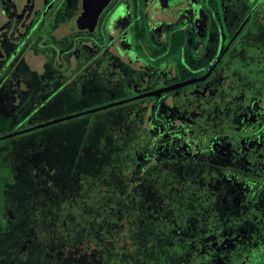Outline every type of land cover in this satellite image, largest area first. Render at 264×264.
Here are the masks:
<instances>
[{
  "label": "flooded vegetation",
  "instance_id": "1",
  "mask_svg": "<svg viewBox=\"0 0 264 264\" xmlns=\"http://www.w3.org/2000/svg\"><path fill=\"white\" fill-rule=\"evenodd\" d=\"M192 58L199 59L203 69L185 76L187 60ZM254 67L262 82L261 98L251 103L237 100L235 97L249 93L248 79ZM206 75L188 84L191 87L186 91L181 89L188 85L128 102L143 100L135 105V111L154 114L149 117L152 132L157 127L155 120L164 117L172 122L176 118L174 113L172 119L167 115L175 112V107L166 99H177L178 94L183 101L187 96H201L206 102L202 103L203 112H211L217 104L230 112L227 119L219 121L205 116L210 124L195 117L189 124L187 120L178 125L179 130L183 128L179 133L159 138L166 135L158 132L150 141L187 137L192 155L185 151L183 164L188 158L199 163L210 159L216 164L206 171L213 173L211 176H222L230 183L231 177L242 175L247 200L255 189L264 197L260 190L264 185V0H0V125L21 119L22 113H30L22 115L24 120L30 119L47 105L44 99L52 102L74 81L88 76L102 80L96 90L145 85L135 97ZM150 84L155 86L148 87ZM219 123L240 127L242 137H212L207 152L209 147L202 146L201 126ZM0 155L6 158V153ZM155 156L156 152L144 156L146 164ZM4 167L9 175L14 174V168ZM18 184L0 183V202H25L15 194ZM220 240L222 244L233 241L223 264H264V239L259 243L249 240L243 250L233 238ZM217 241L211 236L202 246L203 258L198 264H215L211 253Z\"/></svg>",
  "mask_w": 264,
  "mask_h": 264
},
{
  "label": "rangeland",
  "instance_id": "2",
  "mask_svg": "<svg viewBox=\"0 0 264 264\" xmlns=\"http://www.w3.org/2000/svg\"><path fill=\"white\" fill-rule=\"evenodd\" d=\"M187 62L189 63V72L185 76H190L191 73L198 74L200 69H203L199 59L192 58ZM195 68L196 71H194ZM180 78L183 79L184 75L182 74ZM100 85H102V80L97 77L89 78L88 76L87 79L74 81L72 86L62 90L61 94L59 93L52 99V102L50 99L47 101L44 99L43 102L47 105L32 113L30 119L28 117L24 120L25 116H22L24 114L28 116L30 113H22L21 119H15L14 122L0 125V137L18 131L21 127H33L67 115H74L111 102L130 98L139 94L142 88L145 87L141 84L137 85L139 89L124 87L112 91L96 90ZM149 86L154 87L155 85L151 86L150 84ZM189 87L191 85L183 87L181 90L186 91ZM179 95H177V99L171 97L166 99L167 104L175 107V112H168L167 115L172 119L174 113L176 118L173 116L172 122L164 117H161L163 120H155L154 123H157V127L154 128L153 132L150 130L152 122H150L149 117H154V114L152 112L135 111L137 108L135 105L143 101L138 99L1 139L0 154L6 153V158L4 159L0 155V177L2 174L8 173L7 167H4L5 172L2 170L1 163L14 168L11 170L14 174H10V176L14 179L13 183H19L15 194H19L21 199L25 201L23 203H12L11 206L22 210L24 206L27 208L28 204L33 203L66 202L65 198L67 196L69 198L76 196L78 199H84L87 190L79 188L78 183H107L109 175L113 171L114 173L117 172L118 163L116 160L119 159V162H123L134 154L133 152H138L142 166H140L141 164L138 165L137 174L140 171L142 176L150 170H152V173H156V166H158L157 171L161 173L164 167L183 164L186 158L184 152L188 151L189 155H192V152H189L191 139L182 137L174 140L175 137H172L171 141L163 142L158 141L157 138L153 142L150 141L151 135L160 132L158 135L164 134L166 136L161 135L158 136L159 138L169 137L183 129L179 130L177 126L184 121L188 120L187 124H189V122L194 121L195 117L199 116L204 119L205 124H210L205 120V116L211 121H219L227 119V116H230L231 113L226 112L223 108L221 109L218 104L211 112H203L202 103L206 102L201 100V96H187V100L183 101L182 95ZM216 98L219 100L221 97ZM128 108H130L129 112L126 111ZM15 116L17 117V114ZM155 152L156 158L150 165L145 166L144 156H146L145 158L150 157V154H155ZM249 177L250 180L256 179L255 176ZM211 178L216 183L223 177L219 178L217 175L211 176ZM231 179L230 183L237 184L236 189H243L245 182L242 175L231 177ZM129 181L130 183H146L141 180L135 182V178L133 180L131 178ZM260 190L264 191V185ZM111 199L110 196L106 197L108 202ZM263 199L262 196V202ZM104 215L96 214V219L100 220ZM37 219L40 222L41 219ZM29 223L37 224L35 228H32V231L37 230V234L52 233L49 229L46 231L41 230L43 226L41 222L31 220ZM58 224H61L64 229L70 228V231H63L64 234H68L69 231V236L64 240L66 253L63 258L70 256L72 260L77 262H94L100 259L94 249H98L101 243L98 244L97 239L92 240L90 237L92 234L88 231L89 214L86 211L85 215L80 214L77 220L60 219ZM10 225L8 219L0 220V264H6L7 260L10 264H30V254L38 243V240L34 238L36 233L30 234L29 241L26 243V233L23 232V229L9 228ZM79 227L84 228L86 236L82 238L83 242L79 245L71 244L72 237L80 233ZM110 227L112 228L106 232L103 231L105 235L101 236L106 245L110 243V238L113 237L111 240L114 244L111 245H114L113 248L120 253V257L131 253L133 239H140L136 235L139 233L136 225L127 216H123ZM5 228L6 230L3 231ZM74 232L76 233L72 235ZM90 240L93 241V245H90ZM220 242L222 241L218 239L214 244L215 249L211 253V258L215 264L224 263L229 247L233 243L232 240H227L223 244ZM46 250L52 252V254L54 252L47 244ZM123 259L133 263L134 257L131 255L120 258L114 264H124Z\"/></svg>",
  "mask_w": 264,
  "mask_h": 264
},
{
  "label": "trees",
  "instance_id": "3",
  "mask_svg": "<svg viewBox=\"0 0 264 264\" xmlns=\"http://www.w3.org/2000/svg\"><path fill=\"white\" fill-rule=\"evenodd\" d=\"M250 72L249 93L245 97H235L247 103L261 98L259 89L262 82L258 70L254 67ZM200 131L203 149L209 147L207 152H210L212 137H242L240 127L226 126L224 123L212 126L202 124ZM133 153L123 162L116 160L117 172L113 171L109 175L107 183H78L79 188L87 190L84 199L67 196L66 202L33 203L22 210L13 208L12 203L4 200L0 202V220L8 219L11 224L9 228L23 229L26 243L30 234L36 233L34 238L38 243L30 254V264H114L120 258L131 255L134 257L133 263L123 259L124 264H198L199 259L203 258L202 246L210 242L211 236L224 240L233 238L237 246L241 247L240 250L249 240L259 243L264 239V203H260L262 195L255 189L247 200L244 189H236V183H226L227 180L221 176L219 178L223 183H214L211 179L213 173L206 172L216 165L214 161L203 158L204 162L199 163L188 158L181 166L164 167L161 173L157 169L156 173L150 170L142 176L140 171L137 174L138 165L141 164L138 152ZM149 163L147 160L145 166ZM1 165L4 171L5 165ZM131 178H135V182L141 180L146 183H130ZM0 180L4 184L14 181L8 173L2 174ZM108 196L112 198L110 202L106 200ZM85 211L89 214L90 237L101 243L98 249H94L100 259L77 262L70 256L63 258L66 253L64 240L69 236L70 228L61 227L59 220H77L80 214L85 215ZM96 214L105 215L99 220ZM123 216L136 225L139 231L136 235L140 239H133L131 253L120 257V253L111 245L114 244L111 240L113 237L106 245L101 236ZM37 218L41 219V230L49 229L52 233L37 234L36 229L32 231L37 224L29 222L36 220L40 223ZM65 230H69L68 234H64ZM79 231V235L72 237L71 244L83 242L86 232L80 227ZM92 242L90 240V245ZM46 244L54 251L53 254L46 250ZM196 248L200 251L195 252ZM6 264H10L9 260Z\"/></svg>",
  "mask_w": 264,
  "mask_h": 264
},
{
  "label": "water",
  "instance_id": "4",
  "mask_svg": "<svg viewBox=\"0 0 264 264\" xmlns=\"http://www.w3.org/2000/svg\"><path fill=\"white\" fill-rule=\"evenodd\" d=\"M210 74V73H209ZM208 75L206 76H203L201 78H198V79H191V80H187V81H184L182 83H179L173 87H168V88H164V89H159V90H155V91H152V92H147V93H144V94H141V95H138V96H135V97H132V98H128V99H122V100H118V101H115V102H111V103H108L106 105H103L101 107H97V108H92L88 111H85V112H79V113H76L74 115H67V116H64V117H61V118H57V119H54L52 121H49V122H46V123H42V124H39V125H36L32 128H27L25 130H21V131H17V132H14V133H9L5 136H2L0 137V139H3V138H8V137H12V136H15L19 133H22L24 131H28L30 129H36V128H41V127H44V126H47V125H50V124H53V123H57V122H61L63 120H67V119H71L73 117H76V116H81L85 113H92V112H95L97 110H100V109H105V108H109V107H112V106H116V105H120V104H124L130 100H133V99H137V98H141V97H144V96H149V95H153V94H156L158 92H162V91H166V90H170L172 88H176V87H180V86H185V85H188L190 83H193V82H196L198 80H202V79H205Z\"/></svg>",
  "mask_w": 264,
  "mask_h": 264
}]
</instances>
